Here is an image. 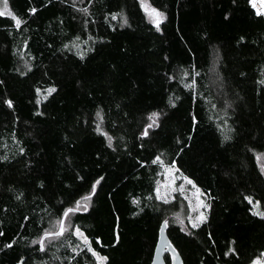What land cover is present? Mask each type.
<instances>
[{
	"label": "trees",
	"instance_id": "1",
	"mask_svg": "<svg viewBox=\"0 0 264 264\" xmlns=\"http://www.w3.org/2000/svg\"><path fill=\"white\" fill-rule=\"evenodd\" d=\"M147 2L165 13L160 32L138 0H76V8L72 0H8L24 22L16 29L0 17V264H94L71 230L45 252L32 241L100 178L88 211L71 220L108 257L104 264H150L165 219L183 264H250L264 251V219L252 214L264 211V17L247 0ZM84 7L88 15L77 10ZM193 69L194 97L183 87ZM49 86L57 91L40 99L35 88ZM169 96L180 97L175 107ZM98 108L115 150L93 131ZM153 111L162 113L158 126L140 137ZM157 155L203 193L200 227L173 222L177 204L155 198Z\"/></svg>",
	"mask_w": 264,
	"mask_h": 264
},
{
	"label": "snow or ice",
	"instance_id": "2",
	"mask_svg": "<svg viewBox=\"0 0 264 264\" xmlns=\"http://www.w3.org/2000/svg\"><path fill=\"white\" fill-rule=\"evenodd\" d=\"M62 2H65V0H62ZM81 3H83V0H80ZM93 2V0H88V3L91 4ZM236 0H233V3H235ZM249 6L255 10V15H257L258 17H264V0H247ZM139 6L141 8V10L146 14V16H148L151 20V23L153 24V26L155 27L157 32L161 31V23L162 21L166 18L165 13L159 9H157L154 6H151L149 4L146 3V0H138ZM72 7L76 8V0H72ZM79 12H82L85 15L89 14V9L87 7L84 8H79L77 9ZM37 11V9L35 7L29 8L28 12L29 14H35V12ZM3 16H7L9 17L12 21H13V26L16 29H20L22 23L24 22L21 18H19L16 14H14V12L9 10V4H8V0H3V8L0 9V17ZM109 16L111 17L112 20H117L118 16L121 20V26H123L124 24H127L128 21L125 17H123L122 15L118 14V13H107L105 15V20H107L109 18ZM227 18V15L226 17ZM85 24V30H87V24L88 21L85 20L84 21ZM11 35V33H9ZM241 41H243L244 37L240 38ZM80 37L76 36L74 37V40L72 42V46L76 49H79V43H75V41H79ZM93 37L91 35L88 36L86 41H82V43L87 44L88 41H92ZM25 44H27V41H25ZM63 47L65 49L69 48V44H64ZM93 49L88 47L84 50H79L76 51V55L78 56L79 59L83 60L85 55L88 52H91ZM165 59H167V57H165ZM25 67L28 68V70H31L30 65L28 64L27 61H25ZM19 71V69H18ZM21 75H24V72L20 73ZM198 75V73L195 71V69H193L192 72V78H191V82L190 83H183V87L186 90H189L190 93L193 95V97L195 96V84H196V80L194 79V77ZM243 75V74H242ZM189 76V72L187 70H185L183 72V77H187ZM183 77L181 79H183ZM169 81L175 80L176 77L169 75L168 76ZM264 83V82H262ZM42 91L45 93V95L40 96V94L42 93ZM57 89L55 86H49L47 89H41L39 87L35 88V92L37 93L38 97H40V99H47L48 95H51L52 93L56 92ZM40 99H37V103H40ZM180 100L179 96L176 97H172L169 96L168 97V104L171 107H175V101ZM3 103L5 105H7V107L9 109L13 108V101H11L10 99H4ZM230 107V105H228ZM213 107H215V105H213ZM42 114V113H39ZM162 115V113L160 112H156L153 111L151 113L148 114V121L149 123H146L143 127V129L140 131V137H147L149 135V130L152 129L154 126H158V117ZM226 115V113H225ZM193 123L196 122L197 117L193 114L191 116ZM102 122H103V116L101 113V110L98 108L95 112V127L93 129V131H95L96 133L102 135L106 142H107V147L108 148H113V137L111 135H109V133L107 131L104 130L103 126H102ZM225 124H227V122L225 121ZM219 127V125L217 126ZM229 131H231V129H228ZM122 139V138H121ZM231 139L230 136L225 135L224 136V140H229ZM113 150H115L113 148ZM25 151V149L23 147L19 148V152L21 154H23ZM0 159H7V157H0ZM257 159H259V156L257 157ZM153 164H157L159 163L161 167H164L166 170V173H171L173 170L175 171H179L178 168L175 167L176 162L172 161L171 165H165L164 161L162 160L160 155H157L156 157L153 158L152 160ZM262 174H264V167H262L261 169ZM181 178L187 183L192 185V187L195 189V194H196V206L193 209L191 202H189V208L192 211H199L200 208H207L208 205L205 204L201 199H199V195L201 193V190L199 187L196 186V184L193 182V180H191L188 176H185L183 173H181ZM78 179H83L82 177L78 176ZM101 179H96L91 183V190L85 194L80 196L78 199H76L74 201V204L71 206H67V207H63V202H61V206L63 207L62 212L60 213V216L55 219V220H51L49 221L50 223V227L49 228H45L42 232V234L39 236V238L37 240H33L32 243L34 244H39V251L40 252H45L46 251V244L47 245H51L53 243V241L57 240L58 238H61L65 235V233L68 231L69 227H73V221L71 220V216L79 211H84L87 212L88 211V201L91 199V197L96 194L97 192V186L100 184ZM175 183V178L172 179V181L165 185L166 188L169 189V192L162 196L161 192H160V186H159V182H157V187L154 189L156 196L155 198L157 200H162L164 203H168V196L171 195L172 192H177L179 191L181 194L184 193V185L181 184L179 186V189H177L176 187H173V184ZM42 187V185H41ZM20 195H17L15 198L17 200L20 199ZM151 198V197H149ZM185 199H187V197H185ZM244 200L247 201L250 205L253 204V197L252 196H244ZM132 203L136 204L138 203L137 200H133ZM260 201L257 200L255 201V207L257 209H259L260 207ZM253 215L259 216L261 219H264V211H255L252 213ZM133 215H135V213H133ZM175 223H179V224H183V221L180 218V214L179 213H175ZM25 219L27 220L28 217L26 216ZM207 220L206 215L203 212H200L199 215L195 216L194 218L189 215V223L192 225L193 228H198L201 226L202 223H204ZM169 222L168 220H163L162 222L159 223V230L161 231V233H163L164 229L168 226ZM182 232L185 231V229L183 227H181L180 229ZM4 233L0 232V236H3ZM72 235L76 236L77 238L82 239L83 244L87 247V252L91 254V256L95 259L96 264H104L105 261L108 260V257L106 256H101L97 251L94 250V248L92 247V245L89 243V237L87 235H85V233L81 230L80 226H74L73 227V231H72ZM97 242H99V237L96 238ZM5 248H10L12 247L11 243H6L4 245ZM79 246H77L78 248ZM73 251H76V248H73ZM234 249L229 246L227 251L224 253V255L227 257L229 255V253H234ZM264 252L260 253L259 257L253 258L250 261V264H264ZM23 258H21L22 260ZM17 264H20V261H17Z\"/></svg>",
	"mask_w": 264,
	"mask_h": 264
},
{
	"label": "rangeland",
	"instance_id": "3",
	"mask_svg": "<svg viewBox=\"0 0 264 264\" xmlns=\"http://www.w3.org/2000/svg\"><path fill=\"white\" fill-rule=\"evenodd\" d=\"M146 3L148 4L147 0H146ZM2 8H3V0H0V9H2ZM149 20H150V18H149ZM165 165H168V164H165ZM173 178H175V183L173 184V187H176L177 189H179V186L181 184H183L184 185V193L181 194L179 191L172 192L171 195L168 196V200H169V202H175L177 204V209H176V212H174V214L175 213H179L180 214V218L183 221L182 226L183 225H188V224H190L189 223V215H191L194 218L195 216L199 215L200 212H203L204 214H206L207 208H200L199 211L190 210L189 202H191V205H192L193 209L195 208L196 202H197L195 189L192 187V185L187 184L181 178V174L178 171L173 170L169 174V173H166V170H165L164 167H161V169L159 171V174H158V177H157V181H156V186H155V188H156L157 187V182H159L160 192H161L162 196L166 195L169 192V189L166 188L165 185L169 184L172 181ZM155 195H156V193H155ZM185 197H187V199H185ZM199 199H201L205 204H207L206 203V199H205V197H204L202 192L199 195ZM160 201H162V200H160ZM174 214H173V222L176 219ZM70 230L73 231V227H69L68 231H70ZM78 239L80 240L81 244L84 245L83 242H82V239H80V238H78ZM261 259H264V258H261ZM94 264H96L95 259H94Z\"/></svg>",
	"mask_w": 264,
	"mask_h": 264
},
{
	"label": "water",
	"instance_id": "4",
	"mask_svg": "<svg viewBox=\"0 0 264 264\" xmlns=\"http://www.w3.org/2000/svg\"><path fill=\"white\" fill-rule=\"evenodd\" d=\"M166 252L170 253L169 264H183L180 254L170 244L164 229L163 233H161L160 230L158 231V237L154 245L150 264H168L164 259V254Z\"/></svg>",
	"mask_w": 264,
	"mask_h": 264
}]
</instances>
